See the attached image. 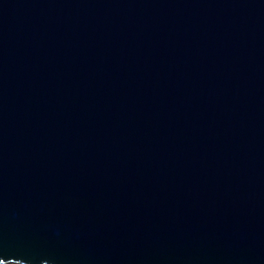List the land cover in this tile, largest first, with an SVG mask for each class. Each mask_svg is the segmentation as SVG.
Wrapping results in <instances>:
<instances>
[{
    "label": "water",
    "instance_id": "water-1",
    "mask_svg": "<svg viewBox=\"0 0 264 264\" xmlns=\"http://www.w3.org/2000/svg\"><path fill=\"white\" fill-rule=\"evenodd\" d=\"M0 264H264V0H0Z\"/></svg>",
    "mask_w": 264,
    "mask_h": 264
}]
</instances>
